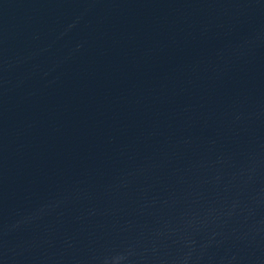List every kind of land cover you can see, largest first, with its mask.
<instances>
[{"label": "water", "instance_id": "1", "mask_svg": "<svg viewBox=\"0 0 264 264\" xmlns=\"http://www.w3.org/2000/svg\"><path fill=\"white\" fill-rule=\"evenodd\" d=\"M0 264H264V0H0Z\"/></svg>", "mask_w": 264, "mask_h": 264}]
</instances>
